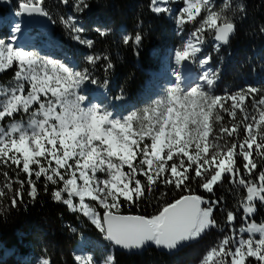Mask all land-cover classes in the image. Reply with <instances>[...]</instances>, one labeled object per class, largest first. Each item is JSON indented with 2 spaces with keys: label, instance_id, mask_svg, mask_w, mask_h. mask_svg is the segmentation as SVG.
Returning a JSON list of instances; mask_svg holds the SVG:
<instances>
[{
  "label": "snow or ice",
  "instance_id": "1",
  "mask_svg": "<svg viewBox=\"0 0 264 264\" xmlns=\"http://www.w3.org/2000/svg\"><path fill=\"white\" fill-rule=\"evenodd\" d=\"M62 2L68 4L69 0ZM168 2L151 0V11L172 13L173 9L166 6ZM213 2L183 0L185 6L175 13L177 25L197 23L198 27L191 33L195 42L190 39L174 51L177 65L174 86L142 110L125 115H115L89 100L83 86L98 85L100 81L88 68L76 70L0 41V72L14 63L17 66L15 84L0 87V163L9 167L16 165L19 169L15 179L8 172L2 174L5 180L0 185V208H4L5 199L9 200V208L18 207L25 202V194L35 202L39 195L37 184L43 177L46 193L49 185L62 184L50 191L54 201L62 202L74 213H81L105 240L125 250H140L153 244L172 251L216 227L213 211L218 201L210 202L194 194L191 185L195 182L204 191L213 193L218 183L239 174L237 156L246 161L244 169L249 175L257 169L254 153L264 158V108L256 107L258 117L249 115L245 101L251 96L255 105H264V99L255 101L257 89L253 86L234 94H211L206 89L219 79V69L212 68H204L195 86L188 90L182 88L180 69L186 62H198L203 68L212 60L208 55L197 61L205 34L218 42L214 47L219 51L221 45L229 43L234 32V23L226 12L237 9L224 3L220 11H215ZM43 4L44 0H24L16 16L47 17L49 12ZM88 8V0H74L76 13ZM202 8L207 14L197 21ZM239 10L243 11V7ZM61 22L71 30L73 39L89 48L93 46L91 39L82 38L84 28L79 26L75 16L61 18ZM21 31L18 21L13 26L11 40L15 41ZM96 31L100 37H105L110 29L98 27ZM122 41L125 45L139 46L142 35H124ZM101 59L94 54L85 57L87 64L93 67ZM112 67L109 62L105 70ZM237 109L247 123L236 122L231 127L221 123L225 118L223 114L235 121ZM25 114L26 125L14 119L16 115ZM6 117L11 122L4 123ZM241 123L246 135L242 140L229 143L226 138L239 137ZM125 167L128 171H124ZM21 173L27 175L26 180L21 178ZM258 179V186L242 177L237 181L247 189L243 203L246 214L255 211L254 201L264 202V171L259 173ZM14 184L18 187L14 188ZM161 185L178 190L182 195L150 218L121 212L122 204L138 203L141 198H147L146 192L152 194ZM74 198H78V202H74ZM97 206L103 212L98 211ZM234 220L233 212L228 211L227 221ZM244 231L250 234L248 238L243 237ZM240 232L239 238L225 236L218 247L209 251L205 264H228V257H231L230 264H246L249 257L264 262V227L250 224ZM254 233L260 234L258 240L252 238ZM230 244L233 247L230 248ZM74 259L76 264H96L91 257L76 255ZM42 264L51 262L46 258ZM105 264H114V257L109 255Z\"/></svg>",
  "mask_w": 264,
  "mask_h": 264
},
{
  "label": "trees",
  "instance_id": "2",
  "mask_svg": "<svg viewBox=\"0 0 264 264\" xmlns=\"http://www.w3.org/2000/svg\"><path fill=\"white\" fill-rule=\"evenodd\" d=\"M18 7L24 0H13ZM234 1V0H233ZM243 11L239 8L235 12L229 9L232 22L236 26V36L228 47L222 48L219 55L226 59L221 70L219 80L215 83V90L219 95L234 94L240 90H247L248 86L257 89L255 101L264 99V0H239ZM89 8L81 14L83 27L87 35L94 41V53L102 59L97 66L85 64L92 68L95 77L100 81L97 88L106 80H111V107L115 112L128 114L144 107L149 99L147 85L151 78L159 71L156 58L150 54L152 50H162L164 42L174 34V27L166 16H156L151 11V0H88ZM74 0L64 4L62 0H44L46 7L55 22V36L67 42V48L81 61L82 49H77L72 41L67 38V29L63 27L61 18L66 17L73 9ZM234 4V5H233ZM235 2L231 3L235 8ZM236 9V8H235ZM5 9L0 5V14ZM108 28L110 32L105 37H100L94 27ZM121 27L133 36L142 35L139 46L134 43L125 45L122 41ZM0 37H4L0 31ZM205 47L211 45L213 38L205 34ZM103 57H107L104 60ZM112 68L105 70L107 63ZM16 69L0 75V86L9 88L14 82ZM254 102L250 96L247 103ZM249 115H253L250 107H245ZM16 121H27V115H16ZM9 121V119H8ZM224 124L231 127L232 123L243 121V114L237 110L236 120L225 116ZM11 122V121H9ZM247 123L248 121H243ZM246 132L243 123L240 127L239 137L226 138L229 143L242 140ZM223 143V141H221ZM239 148H237V152ZM258 161L257 169L249 175L244 169L246 161L242 156L235 157L236 166L240 169L236 177L228 176L214 186L213 193L204 191L199 184L193 182L192 192L211 201H218L213 215L217 226L208 229L192 246L176 255H167L156 248L141 255L115 253V264H199L209 251L218 246L225 236H230L234 231L246 227L249 223L264 225V202L254 201L255 211L246 214L243 203L246 200L247 189L238 185L239 178L251 180L259 185V173L264 171V158L254 157ZM46 163V162H45ZM54 163V162H53ZM10 164V162H9ZM22 166V165H21ZM35 168L36 166L33 165ZM19 169L16 165L6 166L0 163V185L4 183V172L15 179ZM128 171V169H126ZM22 179L27 175L21 173ZM143 180V177H139ZM35 179V177H33ZM44 178L38 182L39 195L32 202L25 194V202L16 208H9V200L5 199L4 208H0V264H34L37 257L49 259L51 264H76L74 249L80 238L81 217L70 211L62 202L52 199L49 192L44 191ZM18 185L14 184V188ZM27 184L25 189L27 190ZM165 191L166 195L160 193ZM187 194V193H184ZM11 195V194H9ZM67 197V194H63ZM182 193L165 189L163 185L152 194L145 193L138 203L122 204V213L125 215H143L152 217L158 215L167 203L174 202ZM100 212H103L101 209ZM233 212L235 220L227 221V212ZM98 236V234H93ZM30 254H33L30 257ZM246 264H260L256 259L247 260Z\"/></svg>",
  "mask_w": 264,
  "mask_h": 264
},
{
  "label": "rangeland",
  "instance_id": "3",
  "mask_svg": "<svg viewBox=\"0 0 264 264\" xmlns=\"http://www.w3.org/2000/svg\"><path fill=\"white\" fill-rule=\"evenodd\" d=\"M234 2L236 3L235 8L236 9L240 8L241 4H240L239 0H234V1L233 0H214L213 10L220 11L221 8L223 7L224 3L231 4ZM166 6L173 9V12L172 13H161L160 15H164V14L166 15L167 21H169L171 23V25H173V27H174V34L173 35L171 34L170 38L164 42L162 51L155 53V56H156V59L158 62L159 72H158L157 76L153 77L152 80L149 82L148 91H150L151 93L149 95V101H148L146 106L152 104L156 99L163 97L166 94L167 89L174 86V84L176 82L175 76H176V68H177V65H176L175 60H174V51L177 48L182 47L190 39L193 40V42H195L191 33L198 27V24L197 23H187L181 27V26H178L176 23L175 13L178 12L182 7L185 6L183 4V0H169V2L167 3ZM16 7L17 6L15 4L12 5V9L15 11H17V9H18V7H17V9H16ZM43 7H44V5H43ZM81 14L82 13H76L74 11V9H72L71 11L68 12L66 17H63V19L66 20L69 17L75 16L78 20L79 26H81V20L79 18ZM206 14L207 13L202 8L200 15L197 17V21H201L206 16ZM226 14L229 15L230 18L232 19V16H231V13L229 10H227ZM12 25H13L12 23H8L7 27H4V25H1L5 28V30L3 31V35H6L7 38L5 39V38L0 37V41L10 43L9 37L14 34ZM62 25L64 28H66L69 31L71 37H73L71 30L69 28L65 27V25L63 23H62ZM98 27L99 26H96L95 28H93L95 32H97L96 29ZM99 28H101V27H99ZM32 33L34 35L38 34V32L35 29L32 31ZM81 35H82V38H84V39H91L85 31ZM73 40H74V43L76 46L81 47V49L86 51V52H84V55L82 57V62H83L82 67L79 66L76 69V70H83L84 68H87V67H85V64H84V63H87L85 60V57L87 55H90V54L97 55V53H94L93 46L91 48H89L87 45L82 44L75 39H73ZM216 43H217L216 41L212 40L210 48L209 47L207 48V47H205V44H206V40H205L204 44L201 45V48H202L201 53L197 54V61H199L201 58H203L205 56L211 55L212 60H211L209 65H205L202 68L198 62H192V63L186 62L185 67L180 69L182 88H184L185 90H188L191 87L195 86L199 82V79H198L199 75L204 70V68H212L214 70L219 69L218 75L220 76V72L222 70V67L225 64V59L219 55V51H220L221 47H220L219 51H217L215 49L214 45ZM14 47H18V45L14 46ZM21 49L26 50V51H32V52L36 53L42 59H50V60L65 64L66 66H71V64L69 63L71 60L69 53H64L62 51H59V52L56 51L54 54L41 53V52L37 51L36 48L33 46L22 47ZM13 68L17 70V66L15 63L13 64V66L11 68H8L3 72H0V75H2L5 72L12 70ZM15 82L16 81L14 79V82L10 85V87L13 86L15 84ZM215 83L211 88H208L206 90L209 91L213 95H219L218 92L215 90ZM0 87H2V86H0ZM3 88H6V87H3ZM91 89H92V87H91L90 83L85 84L83 86V90L88 95L89 100L92 103L98 104V103H96L94 96L90 97V95L92 94ZM228 103L230 105L231 101H229ZM109 104H110L109 101H102V104H100V105L102 107H106L107 110L112 111L115 115H124L121 113L114 112ZM146 106H144V107H146ZM246 106L250 107L253 115H256L257 117H258V112L256 111V107L264 108V105H255L254 102L247 103V99L245 101V107ZM144 107H142L140 110H142ZM140 110H138V111H140ZM223 115H224V117L227 116V114H223ZM223 122L224 121H222L221 123H223ZM4 123H9L7 117L5 118ZM24 123L26 125L27 121ZM145 142H149V141H145ZM126 169L127 168L125 167L124 171H126ZM97 175L103 176L102 173H98ZM78 183H81V182L78 181ZM74 202H78V198H74ZM87 202L94 204V205L96 203L94 201H87ZM128 206H129V204H128ZM122 209H123V207H121V212H122ZM99 210H100V208L98 207V211ZM101 210L103 211V209H101ZM253 213H251V214H253ZM76 214H78L81 217V221H82L81 231L82 232L80 233V238L77 242V246L74 249V257L76 255H82L84 257H91L98 264H105L107 257L109 255H112L114 257V264H115V249H114V247L107 240L104 239L103 234L100 233L91 224V222L87 220L86 217H84L79 212H76ZM235 233H237L239 236L241 235L240 231L235 232ZM93 234H98V236H94ZM242 235L244 238H248L250 234L247 231H244L242 233ZM251 235H252L253 239L260 237L259 233H254ZM32 256H33V254H30V257H32ZM44 259H45L44 257H37L34 260V264H42V261ZM249 259H255V258L254 257L247 258V260H249ZM206 260H207V256L203 259L201 264H205ZM229 260H231V257L229 258ZM247 260H246V262H247ZM207 264H211V262H207ZM228 264H230V262H228ZM260 264H264V262H260Z\"/></svg>",
  "mask_w": 264,
  "mask_h": 264
},
{
  "label": "water",
  "instance_id": "4",
  "mask_svg": "<svg viewBox=\"0 0 264 264\" xmlns=\"http://www.w3.org/2000/svg\"><path fill=\"white\" fill-rule=\"evenodd\" d=\"M9 2H10V0H0V4L4 8H7ZM23 16L25 18L26 23L29 26L38 25L39 27H46L48 25V20H47L46 16H40L39 14H33V15L24 14ZM236 33H237V29H236V26L234 25V32H233L232 36L230 37L229 43L227 45H221V46L222 47H228L230 45L231 41L233 40V38L236 36ZM196 240L188 242L186 244H183V245L179 246L177 249L172 250V251H169V250L164 249V248H158V247H156L153 244H148V245H146L144 248H142L140 250H131V251H129V250H125V249H123V248H121L119 246L113 245L110 241L109 242L115 247L116 252H119V253H125V254H129V255H141V254H143L145 252H148L149 250H151L153 248H156L158 251H160V252H162L164 254L173 256V255L179 254L183 250H185L188 247L192 246L196 242Z\"/></svg>",
  "mask_w": 264,
  "mask_h": 264
}]
</instances>
